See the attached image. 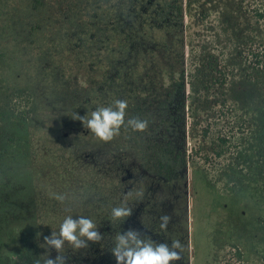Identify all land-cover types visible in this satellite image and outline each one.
I'll use <instances>...</instances> for the list:
<instances>
[{"label":"rangeland","instance_id":"rangeland-1","mask_svg":"<svg viewBox=\"0 0 264 264\" xmlns=\"http://www.w3.org/2000/svg\"><path fill=\"white\" fill-rule=\"evenodd\" d=\"M76 1L0 0V138L10 124L4 107L12 96L30 92L38 107L28 133L27 125H15L20 135L13 147L0 139V264H34L46 251L39 246L44 237L68 215L92 219L103 236L78 251L66 244L68 264H116L114 237L130 228L158 243L180 240L182 259L174 264H264V189L255 174L258 128L251 120L264 106V0H187L188 72L213 55L220 74L197 103L210 112L202 113L189 136L190 175L172 182L147 170L119 137L99 141L72 118L90 113L84 99H90L94 60L74 49L64 13H74ZM114 2L118 27L139 24L142 3ZM207 113L215 134L228 133L227 146L202 137ZM129 190L132 215L122 224L111 222V209ZM137 190H143L142 200L135 198ZM53 194L67 199L61 203ZM165 214L171 221L161 230Z\"/></svg>","mask_w":264,"mask_h":264},{"label":"trees","instance_id":"trees-1","mask_svg":"<svg viewBox=\"0 0 264 264\" xmlns=\"http://www.w3.org/2000/svg\"><path fill=\"white\" fill-rule=\"evenodd\" d=\"M76 2L75 12L64 14L73 27L74 49L82 52L87 62L94 59L87 81L90 99H84V103L91 105L87 110L94 111L98 106L93 104L102 101L108 106L116 99L127 100L126 119L139 117L149 124L146 132L122 128L118 136L122 143L137 152L147 170L158 178L167 182L186 179L191 168L189 136L200 125L202 113L210 112L197 103L204 101L207 96L202 98V94L216 85L215 74H220L219 61L213 55H206L193 73L188 72L186 57L193 51L188 50L185 42L187 0H134L143 6L138 14L140 22L133 27L125 21L118 27V18L115 19L118 11L113 9L118 2L114 0ZM105 7L110 15L105 14ZM209 76L213 77L204 87ZM219 83L224 85L225 80ZM4 109L10 115V124L0 139L8 140L9 148L19 134L15 125H27L24 131L28 133L38 107L28 92L25 97L20 93L12 96L11 105ZM253 112L251 120L256 119L258 128L255 174L264 189V106ZM207 115L202 120L207 124L201 127L202 137H213L221 147L227 146L228 133L216 129L220 133L215 134L209 121L211 115ZM223 151L217 156H222ZM236 255L239 259L243 257L240 251Z\"/></svg>","mask_w":264,"mask_h":264},{"label":"clouds","instance_id":"clouds-1","mask_svg":"<svg viewBox=\"0 0 264 264\" xmlns=\"http://www.w3.org/2000/svg\"><path fill=\"white\" fill-rule=\"evenodd\" d=\"M127 109V100L116 99L111 105L97 107L84 116L75 113L72 118L79 120L99 141L108 143L121 134L122 128L131 129L133 132L147 131L148 120L139 117L126 119ZM133 195L132 190L127 191L122 204L111 209V222L122 224L132 215L133 208L128 205V200ZM143 196V190L135 192L138 201L142 200ZM53 197L61 203L67 199L63 194H53ZM159 219L160 229L167 230L171 217L165 214ZM102 239L98 225L92 219L83 215L74 219L73 215H68L59 224L57 231H52L50 236L44 237V242L39 246L46 251L34 264H68V258L64 255L66 244L78 251L88 248L89 242L99 243ZM53 249L57 253L54 258L50 256V250ZM183 250L184 245L180 240H173L171 244L158 243L140 230L130 228L115 235L114 246L110 251L116 264H174L182 259Z\"/></svg>","mask_w":264,"mask_h":264}]
</instances>
